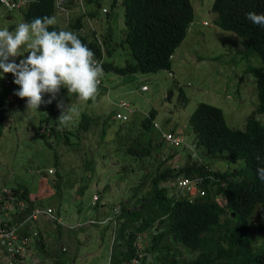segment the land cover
<instances>
[{
    "label": "rangeland",
    "instance_id": "1",
    "mask_svg": "<svg viewBox=\"0 0 264 264\" xmlns=\"http://www.w3.org/2000/svg\"><path fill=\"white\" fill-rule=\"evenodd\" d=\"M114 2L85 0L86 11L97 12L92 22L101 39L109 29L112 31V54L105 57L106 61L123 67L135 60L125 42L123 0H118L116 6ZM214 2L192 0L194 22L173 58L171 70L123 76L105 72L103 85H98L97 92L88 100L62 87L51 104L27 111L26 98L14 94L18 86L12 82V74L6 73L0 79V116L5 117L0 137V193L5 189L27 188L34 209H53L67 227L90 220H108L105 225H85L77 230L41 219L37 229L46 244L45 253L41 256L37 251L39 257L35 255L34 262L29 260L28 264L36 261L38 264H109L117 218L124 204L132 207L137 203V195L146 194L149 183L142 191L136 187L172 154L176 156L167 164L172 167L184 166L192 160L189 148H175L165 142L152 157L140 160L127 155L128 147L143 134L141 127L132 123L141 122L153 110L157 112V123L168 131L180 132L187 146L197 153L198 160L212 170L225 172L245 167L244 160L233 162L226 153L212 156L198 148L189 125L190 117L201 103L221 108L228 125L242 130L259 107L257 79L247 69L264 68V63L256 53L247 56L238 35L217 25ZM73 9L72 17L81 15L77 3ZM103 10L109 13L104 14ZM26 11L24 8L0 13V28L13 31L25 22ZM53 18L56 21L53 25L60 30L72 31L61 11L57 10ZM144 86L149 88L147 92L141 91ZM48 98V94L43 97ZM119 99L128 102L136 113L128 124H120L114 117L105 123L118 110L115 103ZM57 101L70 110V119L64 125L57 119L62 110L57 108ZM84 114L91 117L87 130L81 124ZM257 117L264 124V114ZM53 127L57 134L50 133ZM163 186L176 193L172 182ZM95 194L100 199L93 205ZM256 235L259 240V232L253 231V236ZM260 240L262 244L261 237ZM149 244L148 236H144L139 243L142 255L147 253ZM183 254L185 258L194 257L187 250ZM147 256L151 262L152 256Z\"/></svg>",
    "mask_w": 264,
    "mask_h": 264
},
{
    "label": "trees",
    "instance_id": "2",
    "mask_svg": "<svg viewBox=\"0 0 264 264\" xmlns=\"http://www.w3.org/2000/svg\"><path fill=\"white\" fill-rule=\"evenodd\" d=\"M122 4L125 42L135 60L123 67L106 61L105 57L112 54L114 40L110 29L102 39L98 30H90L84 36L80 33L85 26L84 15L75 18L68 27L93 51L95 60L104 59L102 67L106 73L123 76L171 70L173 57L194 22L192 0H123ZM26 10L25 22L36 17H53L57 12L56 0H33ZM247 10L264 13V0H215L213 5V11L218 14L217 25L238 35L247 56L256 53L264 63V28L247 19ZM87 15L94 20L97 12ZM53 29L60 30L59 26L49 25V30ZM247 72L257 79L259 107L249 117L245 129H232L223 110L207 103L199 104L189 119L198 148L212 156L226 153L233 162L244 160L245 167L214 171L198 160L194 149L189 152L192 160L184 166L167 165L176 154L159 163L136 187L142 191L149 183L146 194L137 195V203L132 207L124 204L117 218L109 264H264V181L258 176V169L264 168V124L257 117L264 114V68L250 67ZM181 96L186 99L184 94ZM156 118L157 112L153 110L141 122L132 123L135 127L139 125L143 134L128 147L127 155L142 160L154 156L163 147L162 134L154 127ZM90 121L91 117L84 114L81 124L85 130ZM37 133L45 135V132ZM50 133L57 134L56 127ZM178 177L202 178L206 196L193 200L183 196L174 185ZM169 182L176 193L163 186ZM13 191L23 192L21 197L28 203L27 212H31L34 207L30 191L27 188ZM218 196L222 197L224 206L217 201ZM253 231L259 232V240ZM144 236H148L150 244L142 255L139 243ZM35 248L41 256L45 253L46 244L41 237ZM183 250L194 257L185 258ZM147 255L152 256L151 262Z\"/></svg>",
    "mask_w": 264,
    "mask_h": 264
},
{
    "label": "clouds",
    "instance_id": "3",
    "mask_svg": "<svg viewBox=\"0 0 264 264\" xmlns=\"http://www.w3.org/2000/svg\"><path fill=\"white\" fill-rule=\"evenodd\" d=\"M245 16L264 28V13L247 10ZM55 23V18L44 16L21 22L13 31L0 28V79L12 74V82L18 86L14 94L26 98L27 111L51 104L62 87L83 100L97 92L102 65L74 32L49 30ZM46 94L49 98L43 99ZM56 106L62 109L57 119L64 125L70 110L60 101ZM258 176L264 181V168L258 169Z\"/></svg>",
    "mask_w": 264,
    "mask_h": 264
},
{
    "label": "built area",
    "instance_id": "4",
    "mask_svg": "<svg viewBox=\"0 0 264 264\" xmlns=\"http://www.w3.org/2000/svg\"><path fill=\"white\" fill-rule=\"evenodd\" d=\"M71 1H74L75 4H71ZM32 2L33 0H0V13L23 10ZM76 3L78 5L77 11L81 13L80 16L84 15L85 17V26L81 28L80 33L85 36L90 30L96 31L92 19L87 15L85 0H56V7L57 10L66 15L67 25L69 26L75 19L72 17V12H75L73 8ZM103 12L107 13V10H103ZM206 25L208 24L206 23ZM97 61L102 65L104 59ZM104 75L105 70L102 67L98 85H103ZM10 82L11 81L8 79L6 81L7 85H9ZM148 90L149 88L147 86L141 89L142 92H147ZM115 105L118 110L115 112L114 118L120 123L129 122L137 111L128 102L122 99H119ZM154 127L162 134V139L168 145L175 148L186 146L191 152H194L193 148L187 146L180 132L165 130L157 121L154 122ZM51 173L53 172L51 171ZM203 182L204 180L202 178L178 177L174 185L183 196L193 200L206 196V190L202 188ZM22 193V191L15 193L13 190L6 189L0 193V264H28L29 260L33 261L36 256H38L35 246L40 237L37 224L41 219L48 223H56L63 227L77 230L85 225H105L108 223V220L104 222L90 220L87 223L79 222L73 227H67L63 220L59 218L56 212L51 208L33 209L28 213V203L22 199ZM99 199V195L95 194L93 197V205H96ZM217 201L221 206H224V201L221 196L217 197ZM64 251H66L65 248ZM38 263L39 261H36L35 264Z\"/></svg>",
    "mask_w": 264,
    "mask_h": 264
},
{
    "label": "water",
    "instance_id": "5",
    "mask_svg": "<svg viewBox=\"0 0 264 264\" xmlns=\"http://www.w3.org/2000/svg\"><path fill=\"white\" fill-rule=\"evenodd\" d=\"M171 100H172V94L168 96V101L171 102ZM4 121H5V117L0 116V137L3 135L4 132Z\"/></svg>",
    "mask_w": 264,
    "mask_h": 264
},
{
    "label": "crops",
    "instance_id": "6",
    "mask_svg": "<svg viewBox=\"0 0 264 264\" xmlns=\"http://www.w3.org/2000/svg\"><path fill=\"white\" fill-rule=\"evenodd\" d=\"M175 56V55H174ZM174 58V57H173ZM80 221H83V220H80Z\"/></svg>",
    "mask_w": 264,
    "mask_h": 264
}]
</instances>
